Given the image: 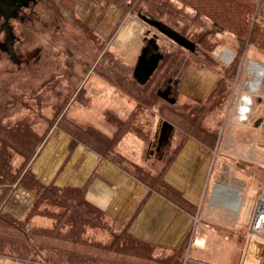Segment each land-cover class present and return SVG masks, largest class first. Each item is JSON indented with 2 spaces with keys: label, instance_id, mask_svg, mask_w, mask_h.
Returning <instances> with one entry per match:
<instances>
[{
  "label": "rangeland",
  "instance_id": "374dc122",
  "mask_svg": "<svg viewBox=\"0 0 264 264\" xmlns=\"http://www.w3.org/2000/svg\"><path fill=\"white\" fill-rule=\"evenodd\" d=\"M173 1L179 8L184 7L181 0ZM242 1L254 8L245 21L240 20L245 27L242 41L233 32L236 15H225L232 17L226 29L207 16L211 12L208 7L215 2L200 0L196 4L203 13L197 17L199 22L194 18L199 11L185 7L187 16L193 18L189 21L193 24L189 32L194 27L195 35L206 33L205 40L198 43L200 52L197 53L179 46L148 25L139 18V10L122 6L125 12L132 13L130 18L135 16L145 26L146 37L157 34L164 52L157 71L146 84L151 89L148 97L131 84L137 82L132 74L138 51L135 45L142 38L135 19L134 32H129L130 26L125 25L113 45L99 39L77 19L70 0H36L33 8L23 13L24 19L21 13L19 18L11 20L20 61L13 60L7 52H0V153L2 149L9 151V178L17 183L13 189L22 183L33 185L27 174V163L49 131L55 126L65 127L68 119L85 126L86 131H80L82 139L102 151L106 158L119 162L132 174L145 175L147 182L163 190L161 173L165 163L186 136L201 135L203 121L217 132V123L221 127L224 122L235 132L253 134L261 146L256 153L264 152V34L250 31L255 26L264 28V0ZM217 16L222 20L223 16ZM179 19L177 16L179 26H183L186 20ZM4 37L2 31L0 39ZM192 66L208 68L216 75L217 82L220 80L204 111H198L199 104L203 103L179 97L180 82H184ZM257 66L263 70L259 80ZM169 78L179 81L177 86L171 83L175 103L156 93L166 88ZM255 82L258 85L254 87ZM122 95L127 96L125 101L130 100V106H124ZM247 96L250 109L243 115L241 107ZM97 97L99 101L106 100L110 108L104 105L98 108ZM225 111L229 112L225 114ZM74 114L79 117H73ZM168 120L183 127L172 125L160 142L162 123ZM184 127L188 129L183 131ZM131 137L133 140L128 142ZM261 158L257 162V155L254 163L257 175L264 173V157ZM24 162L27 163L24 165ZM261 185L264 189V182ZM41 192L35 208L27 216L11 215L21 221L0 220V264H185L183 249L161 251V248L129 240L124 234L117 237L119 233L112 230L105 215L96 209L85 208L84 222L63 223L73 212L68 213L69 217L62 216L66 210L44 199ZM257 198V201L264 199V190ZM59 214L57 222L55 217ZM60 223L64 228L59 231Z\"/></svg>",
  "mask_w": 264,
  "mask_h": 264
},
{
  "label": "crops",
  "instance_id": "0c3cea01",
  "mask_svg": "<svg viewBox=\"0 0 264 264\" xmlns=\"http://www.w3.org/2000/svg\"><path fill=\"white\" fill-rule=\"evenodd\" d=\"M73 2L77 18L108 44H114L125 25L132 32L135 19L142 34L135 45L137 62L148 38L140 20L131 15L123 18L119 8L106 7L98 0ZM217 83L213 71L192 66L187 78L180 82L179 97L203 103ZM122 96L124 106H130V100L125 101L127 96ZM95 104L110 108L99 97ZM219 124V138L214 145L207 146L190 136L175 149L162 174L174 196L151 188L85 143L74 142V137L59 126L49 131L31 170L45 185L85 187L87 200L103 211L114 232H127L161 251L183 249L185 264H260L264 258V232H253L251 223L257 197L264 190V173L257 175L254 163L257 155V162H261L264 152L256 153L261 146L253 134L238 131L242 135L236 137L238 132L224 122L221 127ZM132 140L131 137L128 142ZM9 184L0 175V186ZM36 196L35 191L19 185L3 208L22 216Z\"/></svg>",
  "mask_w": 264,
  "mask_h": 264
},
{
  "label": "trees",
  "instance_id": "16d2710c",
  "mask_svg": "<svg viewBox=\"0 0 264 264\" xmlns=\"http://www.w3.org/2000/svg\"><path fill=\"white\" fill-rule=\"evenodd\" d=\"M70 1L72 2V5H73V10H72L73 14H75L74 2H73V0H70ZM98 1H100L106 7L115 6V7L119 8L122 11L123 18L127 17L128 15H132V13L131 12H125L123 10L122 6L123 7L126 6V8L131 9L133 11L144 9L148 13H150L151 15L156 17L157 19L161 20L163 23H165V24L171 26L172 28L178 30L179 32H181L183 35L188 37L190 40H192L197 45H198V43L201 44V42H203L205 40V34L206 33H201V36H197V35L194 34V33L197 32L196 30H194V27H193L191 33L189 32L190 25L192 24L189 21L193 20V18H190L189 17L190 15L187 16L188 12H186V9H185V7L188 6V7L192 8L193 10L199 11L198 15L196 14L195 15L196 17H194L195 21L199 22V21H197V17H200L199 15L203 14V13L201 11V8L199 9L196 6V4H198L200 2V0H181V3L184 6L182 9L179 8L178 5L173 0H98ZM188 1H191V2H188ZM202 1H206L207 2V0H202ZM208 1H209V3H214L215 2V5H212L211 7H208L209 11H211L212 13L211 12L207 13V16L212 21H214L216 25H220V24L222 25L223 24L221 28L226 29L225 26L228 27L229 23L232 22V17L231 16H225L226 14L236 15L237 21H233V22H235V24H233V28L234 29L232 27L231 28L233 29V32L238 36V39L242 41L244 39L243 38V32H245V27H244L243 24H241L240 20L243 19L245 21V19L247 18V15L249 13L253 12V9H254L253 5L248 6L247 4H245L246 1H242V0H214V1L208 0ZM217 14H219L221 17L223 16L222 20L217 16ZM177 16H180V19H179L180 22L182 20H184V19L186 20V23H184L183 26H181V25L179 26V23L176 20ZM213 16H216L217 19L214 18ZM220 20H221V23L219 22ZM81 23H83V22H81ZM200 23H201V21H200ZM225 24H227V25H225ZM255 27H257V28H253L252 30H250L251 33H252V31H253V33H255L257 31L259 33L264 34V28H262L260 26H255ZM250 40L252 41L251 37H250ZM179 46H181V45H179ZM201 65H203V64H201ZM150 79H149V81H150ZM149 81L146 84H148ZM219 81L220 80H218V83L215 86V88L213 89V91H211V94L216 92V90H217V88H218V86L220 84ZM135 83L136 84H134V82H131L132 88L135 89V87H137L138 89H140V91H139L140 93H142L144 95L146 94L147 97H148V94L151 93V89L150 90L147 89L146 88V84L139 85L138 82H135ZM157 91H156V93H157ZM211 94H210L209 99H207V101L210 100ZM157 95H158V93H157ZM207 101L203 102V104H199L201 106H198L199 107L198 111L201 110V109H202V111H204V108H205L204 105L207 103ZM206 115L209 116V117L211 116V114H206ZM174 119L176 121V117ZM168 122L171 123L172 125H174V127L180 126L177 123L174 124V123H172L169 120H168ZM66 123H67V125L65 127H62V128L67 130L74 137V140H75L74 142L81 141V142L85 143L86 145H88L89 147H91L92 149L96 150L103 157H105V158L107 157L105 154L102 153V151H100L99 149L94 147L88 140L82 139V136H81L82 133L80 131H82V132L86 131V129L84 128L85 126L82 125V123H80V122L78 123L75 119H68L66 121ZM68 126H70L72 129H68L67 128ZM202 126H203V129H202L201 135L200 136H192V137H196V138L200 139L207 146L214 145V143L217 140V136H218L217 131L213 130L212 128H209L208 125L205 123V121L202 122ZM182 127L183 126H180V129H182ZM187 129L188 128L184 127L183 131H185ZM203 133H205L207 135H204ZM190 136H186V137H190ZM206 137H208L211 141H208L206 139ZM185 138L184 139L182 138L183 140L180 141V143L178 144L177 147L180 146L181 142H183L185 140ZM42 144L39 146V148L36 151V153H34L30 163L24 162V165L27 163V166H29L27 174L32 178L33 185L32 186L27 185L28 187L25 186L24 183H22L21 185L27 187L28 189H31V190L35 191V193L37 194L35 200L28 207V209L25 212L24 216L25 215L27 216L28 212L31 211L32 208H35L34 207L35 203L41 196L40 190H42V192L45 195V196H43L44 199L52 200L54 203H56V205L62 207L64 210H66V211H64L62 216H64V217L68 216L69 217L68 213L69 212L70 213L73 212V214L69 218H67V220H65L63 223L68 222L69 224L70 223L72 224V222H77V221L78 222H80V221L84 222V220H83L84 214L83 213H84L85 208L87 209V207L96 209L102 215H104L103 211L100 208H98L97 206L91 204L87 200V198H86V188L85 187H64V188H59V187L55 186L54 184L45 185V184H43L42 182H40L36 178L35 174L31 170V163H32L34 157L36 156V154L38 153V151L40 150V147L42 146ZM1 151H2V153H0V175L4 176L6 179H8L10 184L7 185V186L0 187V220L6 221V222L7 221L10 222V219H13V220H15V222H18V221H21V220H16L14 217L11 216L12 214L7 213V211H4V208H3L5 202L10 197V195L13 192V190L15 189V188L13 189V186L16 185L17 183L15 181L12 182L11 179L9 178V173L11 171V165L9 164L11 162H8L9 151L7 149H5V150L2 149ZM11 151H13V150H11ZM174 153H175V151L173 152V154L168 159V162L165 163V165L163 167V171L161 173V185L164 187L165 190H163L162 188H156L155 186H152L151 185L152 183L150 181L147 182L146 181L147 177L145 175H143V174H142V176L141 175L138 176V175L133 173V175H135L138 179H140L141 181L145 182L148 186H150L153 189L161 190V191H163V192H165L167 194H168V192L172 193V189L163 181L162 174L164 172L165 167L168 165L167 163H169L170 160L172 159ZM114 162H117V161H114ZM117 163H119V162H117ZM121 166H123V165H121ZM129 172H130V170H129ZM19 184H20V182H19ZM50 194H54V195H50ZM48 195H49V197H48ZM46 213H47V215L51 216L48 212H46ZM58 216H60V214L55 217V219H57V222L60 221V218L58 219ZM27 221H28V219H27ZM86 224H88V223H86ZM63 226L64 225L62 223H60V225L57 226V229L60 231L61 229L64 228ZM123 234L129 240H132V241H135V242H140V243L146 244V245H150V244H147V243H144V242L136 240L134 237L129 235L127 232H121V233L117 234V237H119L120 235H123Z\"/></svg>",
  "mask_w": 264,
  "mask_h": 264
},
{
  "label": "water",
  "instance_id": "95a60500",
  "mask_svg": "<svg viewBox=\"0 0 264 264\" xmlns=\"http://www.w3.org/2000/svg\"><path fill=\"white\" fill-rule=\"evenodd\" d=\"M21 5L17 0H0V18H4L5 37L3 41H0L4 45V50L11 55L13 60L18 61L16 53L13 47L15 41V35L12 31L9 20L17 15ZM138 16L148 25L157 29L160 33L164 34L175 43L181 45L187 50L197 53L200 52V48L196 43L183 35L178 30L163 23L144 9L138 11ZM164 58V52L160 49L157 34H153L152 37L147 38L145 46L142 48L137 62L133 68V77L139 85L146 84L157 70L161 60ZM158 95L168 101L169 103H175L176 98L171 96V85H168L165 89H159ZM172 124L168 121H163L162 129L160 132V142L169 134V130L172 129Z\"/></svg>",
  "mask_w": 264,
  "mask_h": 264
},
{
  "label": "flooded vegetation",
  "instance_id": "af4514ba",
  "mask_svg": "<svg viewBox=\"0 0 264 264\" xmlns=\"http://www.w3.org/2000/svg\"><path fill=\"white\" fill-rule=\"evenodd\" d=\"M17 1H18L19 4L21 5V7H20V9L18 10L17 15L9 20V23H10V25H11L12 31H13V33H14V35H15V41H14V43L12 44L13 47H14V50H15V43H16V40H17V36H16V34H15V32H14V26L11 24V20L16 19V18H19L20 15H21V13H22V14L25 13V11H26L27 9H32V8H33V5H35V4L37 3L36 0H17ZM22 19H24V14H23V18H22ZM0 21H1V23H0V33H1L2 31L5 33V27L3 26V24H4V18L1 17V18H0ZM0 41H3V40L0 39ZM3 48H4V45H2V44L0 43V52H1V51L6 52V50H4ZM15 53H16V58H17V51H16V50H15ZM17 59H18V58H17ZM18 61H20V60L18 59ZM167 82H168V84L166 85V87H167L168 85H171V94H174V90H173V88H172V86H173L172 84H174V86H177V85L179 84V81H178L177 79L174 80L173 78H169ZM171 83H172V84H171Z\"/></svg>",
  "mask_w": 264,
  "mask_h": 264
},
{
  "label": "built area",
  "instance_id": "2783aa9c",
  "mask_svg": "<svg viewBox=\"0 0 264 264\" xmlns=\"http://www.w3.org/2000/svg\"><path fill=\"white\" fill-rule=\"evenodd\" d=\"M251 230L256 233L264 232V199L259 200L256 203ZM260 264H264V258H262Z\"/></svg>",
  "mask_w": 264,
  "mask_h": 264
},
{
  "label": "bare ground",
  "instance_id": "6f19581e",
  "mask_svg": "<svg viewBox=\"0 0 264 264\" xmlns=\"http://www.w3.org/2000/svg\"><path fill=\"white\" fill-rule=\"evenodd\" d=\"M257 70H258V73H259L257 80H259V77H260L261 74L263 73V70H264V69L262 70L261 67H258V66H257ZM200 80H201V79H200ZM252 85L255 87L256 85H258V82H255V83H253ZM244 101H245V104H244V106L241 107V113H242L243 115H246V114L248 113L249 109H250V107H249L250 97H248V96L245 97V98H244Z\"/></svg>",
  "mask_w": 264,
  "mask_h": 264
}]
</instances>
